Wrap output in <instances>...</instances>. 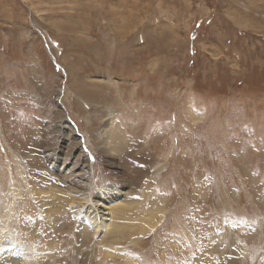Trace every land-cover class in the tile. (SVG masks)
<instances>
[{
	"label": "rangeland",
	"instance_id": "1",
	"mask_svg": "<svg viewBox=\"0 0 264 264\" xmlns=\"http://www.w3.org/2000/svg\"><path fill=\"white\" fill-rule=\"evenodd\" d=\"M107 194L134 211L95 236ZM0 234L62 247L42 264H264V0H0Z\"/></svg>",
	"mask_w": 264,
	"mask_h": 264
},
{
	"label": "bare ground",
	"instance_id": "2",
	"mask_svg": "<svg viewBox=\"0 0 264 264\" xmlns=\"http://www.w3.org/2000/svg\"><path fill=\"white\" fill-rule=\"evenodd\" d=\"M84 46H85V44H84ZM123 48L125 49V47H123ZM71 126L74 127L72 124H71ZM118 152H120V150ZM58 173L59 172L57 171L55 174H58ZM103 197H104L103 201L101 200L100 202H97V203L91 201V203L89 204V209L85 213L86 215H83L79 219L80 220L79 223H80V226H81L80 228L81 229H83V228L95 229V234H96L95 236H99V234H102V233L107 231V227H106L105 223L110 220L109 217L110 216L112 217L113 214H115V215L116 214H122V215L131 216L132 212L134 211V209L133 210L129 209V210L125 211V212H122L124 209H126V208H124V206H125L124 204H122L123 207H119L117 209H114L112 207H106L105 206L106 203L113 202V201H115V199L114 200H112L113 198L110 199V196H108V194L102 196V198ZM157 199L159 201L162 200L161 198H157ZM103 207H105V208H104V210L101 211V209ZM157 208H159V207L157 206ZM112 209H114V211ZM136 213H135L134 217H136ZM146 215H148V216L145 217ZM154 216H155V214L153 213V211H151V210L148 211L147 210V211L143 212V214L141 216L136 217L137 219H135V221H134L135 228H133L132 225H127V226H123V225H118V226L115 225V226H113L112 225L111 229H109V230L112 231V233H113V231H116L118 236H122L123 238H128L129 234H137L138 232H143V231L150 232V231H152V229L154 227V225L152 223V220H153ZM126 221H127V219L125 218V221H124L125 224L127 223ZM143 225H145V229L141 227ZM5 238H7L6 234H4V235L0 234V264H42L43 262H39L42 257L44 259L47 256L54 255V254H56V257H59L58 253H59L60 249L62 248V247L61 248L60 247L57 248L53 244L48 245V249H43V248L42 249H38V248H35L33 246H30V247L18 246L16 244L10 242L9 240L6 243V239ZM209 243H211V242H209ZM232 245H228V247L226 246L225 254H227L229 252H231V254L229 253V255L225 259L223 258L224 260L221 259L223 264H237V262L234 259V257L231 256V255H235L234 248H232ZM43 246H45V245L43 244ZM45 248H46V246H45ZM214 250H217V249H214ZM112 251H116V249L111 250V252ZM216 252H218V251H216ZM98 253H99V256H101L104 253H107V252L103 251L102 244H98ZM218 254H219V252H218ZM213 255H215V254H213ZM219 255L222 258V255L221 254H219ZM110 257H112V255H110ZM245 259H246V257L243 258L242 264H245ZM212 260L210 258L206 260V257H205V262L207 264H209V263L215 264L214 261H212ZM69 263H70V260H69ZM218 263H220V261H217V264Z\"/></svg>",
	"mask_w": 264,
	"mask_h": 264
}]
</instances>
